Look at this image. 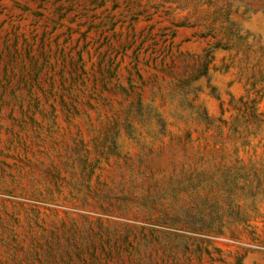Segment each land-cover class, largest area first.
Masks as SVG:
<instances>
[{
  "label": "rangeland",
  "instance_id": "rangeland-1",
  "mask_svg": "<svg viewBox=\"0 0 264 264\" xmlns=\"http://www.w3.org/2000/svg\"><path fill=\"white\" fill-rule=\"evenodd\" d=\"M0 264H264V0H0Z\"/></svg>",
  "mask_w": 264,
  "mask_h": 264
}]
</instances>
